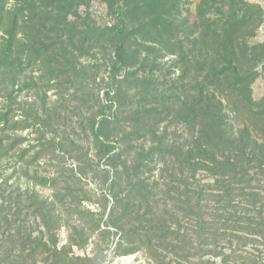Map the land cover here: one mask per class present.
I'll return each mask as SVG.
<instances>
[{"label": "trees", "instance_id": "obj_1", "mask_svg": "<svg viewBox=\"0 0 264 264\" xmlns=\"http://www.w3.org/2000/svg\"><path fill=\"white\" fill-rule=\"evenodd\" d=\"M89 1L0 0V31L3 30L5 38L0 51V87L4 74L17 67L14 64V55L17 54L14 33H18L19 27L23 25L27 33L40 40L48 36L45 33H74L72 36L78 40L83 33L69 20L68 12ZM101 1L110 12L118 14L117 21L103 28L100 31L103 34L95 37L97 47L106 35L115 41L113 55H103L104 62L112 61L108 64L111 72L105 88L99 85H96L98 90L94 85L89 87L93 92L91 97L94 100L91 101L94 109L81 124L85 127L83 131L93 137L96 147L94 159L105 164L104 183L111 201L105 221L87 229L80 226L71 228L77 239L59 246L56 239L59 220L51 219L45 232L53 241L38 239L28 227L15 221L27 189L21 192L15 188L8 195L9 202H4L1 197L10 185L3 180L0 184V264H37L34 259L39 254V247L50 248L53 264L96 261L89 256L70 255V249H83L96 235L110 234L118 235L114 243L115 255L143 254L148 264H264V258L258 253L264 252V185H260L257 179V176L264 177V97L258 101L251 98V69H246L249 63L259 60L257 53L261 47L264 51V45L248 47L244 33L253 20V6L242 0H199L197 20L191 23L187 9L189 0ZM8 3L12 5L8 7ZM5 15H8V23ZM180 27L189 32L179 33ZM127 29L143 33L141 50L147 51L144 59L140 58L139 51L136 54L129 51L125 43ZM44 41L47 42L46 39ZM50 45L47 43L45 46L48 57H44L41 50L35 53V61L50 66L64 58L56 50L50 53ZM151 54H154L153 58H149ZM168 56L172 57L175 68L180 69L171 88L157 94L153 88H148L151 76L146 77L147 82L144 79L143 83L134 80L133 88H141V93L138 91L141 97L138 103H132L147 106L146 118L164 114V111L172 115L186 129V134L179 141L176 139L167 144L166 130L159 134L158 130H151L155 125L150 124V131L140 129L134 133L138 138L150 136L152 143L149 147H135L120 141L119 132L116 127L111 129V125L117 124L120 109L127 114L130 112L128 108L132 103L119 99L126 90L123 84L135 76L136 71L130 70L134 64L145 66L152 63L154 68L157 60ZM214 89L236 93L248 107L253 123L233 126L224 111L225 101L217 98ZM114 101L117 111L110 110L107 114L106 110ZM12 119L9 111L0 113V158L21 141L13 135L12 142L5 147L4 141L9 139L6 135L9 123L10 130L19 127V121ZM258 126H263V129H258ZM29 148L18 151V156L25 155ZM200 169L214 175L212 185H207L210 187L208 192H203L205 185H196L198 189L190 191L191 183L188 181ZM155 170L159 176L149 185L147 175ZM161 174H166L169 180H179L185 187L181 198L176 200L179 213L158 207L153 186L161 183ZM254 181L256 185H252ZM59 184L54 179L52 186L57 188ZM168 187L173 190L171 185ZM205 194L219 199L221 206L208 207ZM235 194L244 200L238 206L230 198ZM63 196L62 193L61 198L55 194L61 204ZM36 197L30 193L24 202H27L28 211L39 212L42 216L44 203L33 202ZM257 205L260 206L259 211L253 212ZM238 207L248 208L246 211L253 212L254 217L237 211ZM76 211L77 207H69V213ZM221 220L224 223H220ZM259 236L263 243L255 241ZM247 241L258 244L248 250Z\"/></svg>", "mask_w": 264, "mask_h": 264}, {"label": "rangeland", "instance_id": "obj_2", "mask_svg": "<svg viewBox=\"0 0 264 264\" xmlns=\"http://www.w3.org/2000/svg\"><path fill=\"white\" fill-rule=\"evenodd\" d=\"M189 1L187 5L190 14L189 22L194 23L197 20L195 15L199 0ZM242 1L253 6L252 9L255 13L249 27L244 32L246 33L245 39L248 47L264 45V0ZM10 5L12 4H7L8 7ZM68 16L76 28L83 33L78 40L76 36H72L74 33H45L48 35L47 37L41 40L40 38L36 39L32 33H27V28H23L21 24L18 33H14V48L17 51L16 55H18L17 58L14 55L16 59L14 64L17 67H13L8 74L6 72L7 75L4 74L2 86L0 87V113L7 110L10 116L13 117L12 121H19V127L16 130H10L11 124L9 123L6 133L9 139L4 141L5 147L10 145L13 135L21 139L18 146H13L6 156L0 158V184L1 181L7 180L8 185H10L3 193L1 200L9 202L10 197L8 195L15 188H19L21 192L27 189L26 195L36 194L37 197L32 201L44 203L42 216L39 212L34 214L27 210V202H24L26 195H23L21 212L15 221L28 227L34 235L38 236V239L51 243L53 238L46 234L45 227L49 220L58 218L60 229L56 239L59 246L77 239V234L73 233L71 228L80 226L87 229L95 223L101 224L105 221L111 204L108 198L107 184L104 183L103 169L105 164L103 161L98 163L94 159L96 147L93 143V137L88 132L83 131L85 127H82L81 123L94 109V103H92L94 99L91 97L93 92L90 91L89 87L94 85L97 90L99 86L105 88L108 85L111 72L108 64L112 61L104 62L103 55H113L115 41L106 35L97 47L95 37L103 34L100 32L103 28L113 25L117 21L118 14L110 12L103 1L91 0L88 4L69 10ZM4 19L8 23V15H5ZM3 26L6 27L5 22ZM2 31H0V51L5 39ZM126 32L128 33H126L125 43L129 46V51L134 54L139 51L140 58L144 59L143 57L147 54V51L143 52L141 50L144 44L142 40L143 33H133L131 29H127ZM188 32L189 30L185 27H180L179 33ZM249 32L253 35L251 36ZM47 43L51 44L50 53L56 50L57 53L64 55V58L61 57L58 64L56 62L50 66H45L39 60V62L35 61V53L41 50L44 57H48V53L45 51ZM261 48L257 53L259 57L257 59L259 60L256 63H249L248 67L246 66L247 70L251 69L252 81L249 87L251 98L255 101L264 97V51H261ZM71 53L75 55L73 56ZM26 56L27 61L23 60ZM28 57H31V59H28ZM153 57L154 54L149 56V58ZM171 58L168 56L157 60L154 68H152V63L145 66L134 64L130 71H136L134 72L135 76L131 78L132 80L123 84V89L126 90H124V94L121 93L119 99L123 98V100L130 103H138L141 97L138 91L141 88L139 90L133 88L135 85L134 80H140L143 83L145 79V82H147L146 77L149 76L152 79L150 85H148L150 90L153 88L159 94L170 89L173 80L179 76L180 72V69L175 68L174 62H171ZM149 61L151 62L150 59ZM94 65L95 68L92 67ZM98 67H101V69L97 70ZM173 67L176 69L175 71H172ZM191 75L193 76L194 73ZM193 85L194 81L191 86ZM214 91L217 90L214 89ZM231 92L229 90L223 93L219 90L216 93L217 98L225 101L224 111L228 120L235 127L250 125L253 120L248 107L241 102L236 93ZM193 94L195 93L193 92ZM115 102L112 103L114 106L112 105L111 108L106 110L107 114L110 110L117 111ZM144 107L143 103H132L131 107L128 108L130 110L128 114L124 112V109L119 110L117 124L111 125V129L116 127L120 141L128 142L135 147H149L152 143L150 136L138 138L134 133H137L140 129L150 131V124L155 125L151 130H158L159 134H161V131L166 130L167 144L176 139L179 141V138L186 134V129L179 125L177 119L172 115H167L164 111V114L146 118L145 110L148 108L147 106ZM121 112L124 113L121 114ZM139 118H142V122L138 121ZM260 128L263 129V126H258V129ZM124 137H126L125 140H123ZM28 147H30L29 151L25 155L18 156V151L28 149ZM90 159L91 161H89ZM153 173L147 175L149 185H152L159 176L157 170ZM161 175L163 182L160 181L159 185L153 186L158 207L176 213L179 210V204L176 200L181 198L185 187L179 183V180H169V178H166V174ZM54 179H57L60 183L58 186L56 185L57 188L52 186ZM213 179V174L200 169L188 181L191 183V186H189L190 191H196L198 189L196 185H205L203 192H208L210 187L207 185H212ZM257 179L260 180V185H264V177L257 176ZM169 184L173 187V190L168 187ZM256 184V181L252 182V185ZM67 187H69V190L66 189ZM56 193L59 194L60 198L61 193L64 194L63 197L65 198L62 204L57 200L58 197H55ZM262 193L264 194V191ZM204 197L208 201V207L221 206V204H218L220 202L216 197L213 199L207 197L206 194ZM230 198L233 199L235 206L244 201L237 194L232 195ZM69 207H77L79 213L78 211L69 213ZM259 208L260 206L257 205L253 212L259 211ZM247 209L244 210L243 207H238L237 211L254 217L253 212H247ZM81 212H85V214ZM220 223H224V220H221ZM218 226L220 227L219 223ZM41 233L42 237H39ZM259 237L255 241L262 242L261 236ZM117 239L118 235L114 234L100 237L96 235L89 240L88 245L83 249L73 247L70 249L71 253L69 252V254L80 257L89 256L90 259H96V261H89L84 264H148L143 254L115 255L114 243ZM255 241H247L245 244L246 249L252 250V247H256L258 242ZM258 247L261 251V246ZM39 248L41 250L39 249V254L35 257L34 262L37 264H53L50 248ZM258 253L264 258V252Z\"/></svg>", "mask_w": 264, "mask_h": 264}]
</instances>
